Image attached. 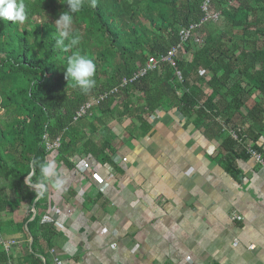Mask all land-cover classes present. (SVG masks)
Segmentation results:
<instances>
[{"label": "crops", "instance_id": "0c3cea01", "mask_svg": "<svg viewBox=\"0 0 264 264\" xmlns=\"http://www.w3.org/2000/svg\"><path fill=\"white\" fill-rule=\"evenodd\" d=\"M200 93L191 115L178 106L148 114L141 93L112 114L90 112L74 125L71 168L60 146L46 148L66 183L33 210L36 240L6 235L16 240L11 263L35 253L41 264H264V121L254 128L248 117L260 97L236 110L208 104V84Z\"/></svg>", "mask_w": 264, "mask_h": 264}, {"label": "trees", "instance_id": "16d2710c", "mask_svg": "<svg viewBox=\"0 0 264 264\" xmlns=\"http://www.w3.org/2000/svg\"><path fill=\"white\" fill-rule=\"evenodd\" d=\"M204 1L97 0L95 8L86 5L75 14L69 39L78 38L79 44L68 52L55 47V21L68 10L67 0H17L25 6V20H0V110L9 117H0V215L22 209L28 212L20 221L0 222V264H11L12 254L4 242L14 239L6 235L32 234L36 240L32 229L39 227L33 210L47 195L36 198V190L25 180L30 171L33 183L39 179V163L48 156L46 142L61 136L57 151L71 168L68 156L79 140L72 138L77 131L74 125L87 118L75 121L76 113L117 87L124 78L132 77L150 57L160 59L178 45L180 31L202 21ZM210 10L219 15V20L194 33L203 35L201 48L194 50L193 41H189L176 55L174 66L161 64L119 94L96 104L91 112L97 109L101 114H112V105H118L120 100L132 104L141 93L139 102L148 114L178 106L191 115L197 111L201 89L208 84L212 93L206 102L230 100L236 104L230 109L243 106L246 95L258 94L260 102L248 117L254 128L261 126L264 0H210ZM76 50L96 65V86L87 94L65 78L67 57ZM177 71L183 81H179ZM143 111L136 114L142 115ZM3 182L13 193L12 200L6 197ZM37 260L35 253L19 256L18 264H41Z\"/></svg>", "mask_w": 264, "mask_h": 264}, {"label": "clouds", "instance_id": "9594fccd", "mask_svg": "<svg viewBox=\"0 0 264 264\" xmlns=\"http://www.w3.org/2000/svg\"><path fill=\"white\" fill-rule=\"evenodd\" d=\"M97 0H67V11L59 14V18L55 21L57 27V35L55 39V47L68 52L74 49L78 44V38H71L70 31L72 29L75 14L87 5L95 8ZM24 5L17 3V0H0V20H8L10 22L24 21L26 14ZM96 65L94 60L87 55L82 54L79 50L73 51L67 57V65L64 69L65 78L72 82L74 88H78L81 93L87 94L96 86L95 79ZM36 162L34 161L33 164ZM40 176L37 182L31 181L33 172H29L26 176V184L36 190V198H42L49 192L50 188L61 191L66 183L65 178L60 174L57 164L54 160H46L39 163ZM66 251L74 252L75 249L65 247Z\"/></svg>", "mask_w": 264, "mask_h": 264}, {"label": "built area", "instance_id": "2783aa9c", "mask_svg": "<svg viewBox=\"0 0 264 264\" xmlns=\"http://www.w3.org/2000/svg\"><path fill=\"white\" fill-rule=\"evenodd\" d=\"M203 12L204 17L202 21L199 24H193L190 25L188 28H184L180 31V41L179 44L171 48L166 55H163L160 59H157L155 57H150L144 67H140L138 71L130 78H124L119 86L113 88L112 90L102 94L98 100L92 101L91 103L86 104L83 106L77 113L75 117V121L87 116L91 111L92 108L100 103L103 102L105 99H107L109 96L117 95L121 91V89H124L129 84L134 83L144 76H146L149 72L155 71L159 68L161 64H170L171 66L175 65V57L179 53L180 49L185 46L189 41L193 40L194 33L203 25L208 23H215L219 20V15L215 12H211L210 10V0H205L203 4ZM179 81H183L182 74L180 71L176 72ZM60 143L59 141H56L54 143H50L49 141L46 142V148L47 150H54L59 148ZM248 152L252 154L256 160L259 163H263L261 157L257 155L253 150L249 149ZM10 242V243H9ZM15 241H7L4 243L5 248L8 250L10 248L11 244H15ZM5 244H8L5 245ZM12 264V263H11ZM56 264H60L59 260L56 259Z\"/></svg>", "mask_w": 264, "mask_h": 264}, {"label": "rangeland", "instance_id": "374dc122", "mask_svg": "<svg viewBox=\"0 0 264 264\" xmlns=\"http://www.w3.org/2000/svg\"><path fill=\"white\" fill-rule=\"evenodd\" d=\"M216 22H218V21H216ZM215 22V23H216ZM193 43H192V45L194 44V50L195 49H197V48H201L202 46H203V44H204V40H203V35L202 34H200V33H198V34H195V36H194V38H193ZM0 117L2 118V119H4V120H8L9 119V117L5 114V111H3V110H0ZM2 188H3V190L5 191V195H6V197H8V198H11L12 197V194H11V192L9 191V189L5 186V183L3 182L2 183ZM7 241H15L16 242V240L14 239V240H6V242ZM10 243V242H9ZM5 245H7L8 246V244H5ZM12 245L13 244H11V246L10 247H12ZM8 250H9V248H8Z\"/></svg>", "mask_w": 264, "mask_h": 264}]
</instances>
